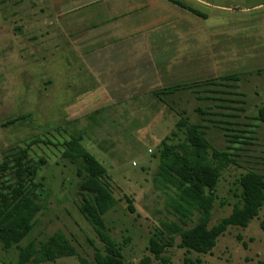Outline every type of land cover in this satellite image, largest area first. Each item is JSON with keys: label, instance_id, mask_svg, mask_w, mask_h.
Masks as SVG:
<instances>
[{"label": "rangeland", "instance_id": "1", "mask_svg": "<svg viewBox=\"0 0 264 264\" xmlns=\"http://www.w3.org/2000/svg\"><path fill=\"white\" fill-rule=\"evenodd\" d=\"M179 1L207 19L168 0H0V165L33 139L41 142L30 155L47 161L37 179L42 210L20 246L62 232L87 264L105 252L79 209L83 177L62 157L63 147L51 144L72 136L81 135L106 169L103 181L117 204L103 218L125 264L146 256L162 264L148 250L150 239L159 230L168 234L166 224H182L175 189L158 172L162 142L182 139L176 124L183 111L229 158L209 227L232 212L242 174L264 175V122L257 119L264 106V0ZM100 21L109 28H98ZM138 21L145 25L136 31ZM8 179L14 184L0 172L1 184ZM199 217L184 219L183 228ZM262 222L264 207L248 227H230L211 254L187 252L174 236L163 255L168 264H264ZM18 256V248L0 244V264H18ZM28 264L82 263L72 256Z\"/></svg>", "mask_w": 264, "mask_h": 264}, {"label": "trees", "instance_id": "2", "mask_svg": "<svg viewBox=\"0 0 264 264\" xmlns=\"http://www.w3.org/2000/svg\"><path fill=\"white\" fill-rule=\"evenodd\" d=\"M190 13L207 19V15L179 0H168ZM179 87L170 88L173 92ZM165 94V91H161ZM183 111L176 124L177 132L182 135L177 143L162 142L159 152V172L161 183L175 189L174 209L180 216L182 224H166L168 234L157 231L150 239L148 250L154 259L162 264L169 260L163 254L175 245L174 236H179L178 247L187 252L211 254L219 238L230 227L246 228L259 217L264 207V175L249 171L237 180L238 201L232 212L223 217L217 224L209 227L210 211L221 180L222 171L228 166L226 152L213 148L206 137L205 130L189 122ZM25 116L13 119L12 122L25 119ZM259 121L264 122V106L258 111ZM174 133L173 135H176ZM231 138V136H230ZM236 138V137H235ZM81 135L72 136L54 146L63 147L62 157L77 168V175L83 177L80 191L83 203L79 207L81 214L92 226L95 234L105 246V252L96 251L94 264H125L122 249L113 241L104 221V214L111 210L117 200L109 186L103 181L105 167L83 146ZM232 143L234 141L230 140ZM41 142L33 139L25 147H19L6 157L0 165V172L14 180L0 182V244L4 250L12 247L19 249L18 264L53 262L62 257L77 256L82 264L87 262L79 256L76 248L62 233L56 232L46 241L36 244L30 242L22 247L20 243L28 236L34 226L36 216L42 210V204L36 193L39 173L47 161L44 158L35 160L31 155L32 146ZM45 141L44 144H48ZM129 210L134 207L129 201ZM199 213V221L190 228L184 219H190ZM264 229V222L261 224ZM152 257L146 256L141 264H152ZM187 264H201L199 259L189 258Z\"/></svg>", "mask_w": 264, "mask_h": 264}, {"label": "crops", "instance_id": "3", "mask_svg": "<svg viewBox=\"0 0 264 264\" xmlns=\"http://www.w3.org/2000/svg\"><path fill=\"white\" fill-rule=\"evenodd\" d=\"M105 24H107V23H105ZM134 25H135V30L137 31V28H140L141 26L143 27L145 24L142 22V23H140L139 21L137 22V23H133ZM101 28V29H108L109 27H106V26H104V23L103 22H101L100 21V24L98 25V28ZM132 27V26H131ZM107 34H110V32H107ZM129 34H135V33H132V31L129 33ZM138 35V34H137ZM136 35V36H137ZM118 36H120V33H118V34H113V35H111V36H108L109 38H107L106 40H110V39H112V40H110L111 42H114V39L115 38H117ZM129 39V38H128ZM117 41V43H122L123 42V37L122 38H118V40H116ZM105 43V42H104ZM106 44V43H105Z\"/></svg>", "mask_w": 264, "mask_h": 264}]
</instances>
